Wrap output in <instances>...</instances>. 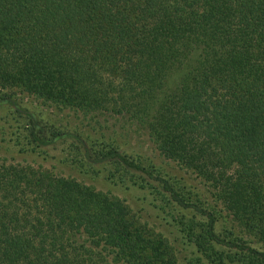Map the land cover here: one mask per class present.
<instances>
[{"label": "trees", "instance_id": "16d2710c", "mask_svg": "<svg viewBox=\"0 0 264 264\" xmlns=\"http://www.w3.org/2000/svg\"><path fill=\"white\" fill-rule=\"evenodd\" d=\"M111 117L155 157L127 151ZM59 146L147 192L174 236L0 158V264H264V0H0V150Z\"/></svg>", "mask_w": 264, "mask_h": 264}, {"label": "rangeland", "instance_id": "374dc122", "mask_svg": "<svg viewBox=\"0 0 264 264\" xmlns=\"http://www.w3.org/2000/svg\"><path fill=\"white\" fill-rule=\"evenodd\" d=\"M25 102H27L26 105L31 106L30 99H26ZM32 105L41 108V105L34 103ZM45 113L54 115V112L48 109L45 110ZM60 117H64L68 122H80L78 117L71 114L63 113ZM104 124L107 125L110 133L118 136L116 137L117 140L124 144V148L130 153L143 155L144 157H155L152 145L142 129L140 130L136 126L127 123V121L112 117L106 118V123ZM44 151H46V154L29 155L19 154L16 150L5 151L1 149L0 158H6L8 161H13L14 163L41 167L54 175L73 179L98 193L118 198L127 204L131 212L140 217L143 222L152 226L156 231H161L170 239L173 238L174 235L170 226L173 224V217L163 210H160L157 203L153 202L152 197L147 192L136 187L115 184L107 180L103 172L97 171L95 168L81 169L75 167L60 146L57 148H48ZM155 160L158 163L157 158ZM169 167L178 170L174 165H170ZM181 248H178L179 256L185 258L187 252L184 246L182 250Z\"/></svg>", "mask_w": 264, "mask_h": 264}]
</instances>
